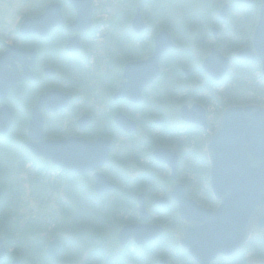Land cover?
Masks as SVG:
<instances>
[{"label": "flooded vegetation", "instance_id": "flooded-vegetation-1", "mask_svg": "<svg viewBox=\"0 0 264 264\" xmlns=\"http://www.w3.org/2000/svg\"><path fill=\"white\" fill-rule=\"evenodd\" d=\"M53 2L61 4L65 23L46 37L34 38L50 58L36 61L35 78L21 82L20 99L11 91L12 129L21 125L22 144L16 146L23 149L24 166H29L25 171L11 169V180L19 183V173L24 181L21 173L28 169L35 199L41 201L45 194L58 204L49 207L47 200L39 213L19 215L20 226L5 242L7 254L0 264H69L79 258L81 264H195L179 245L180 239L173 241L178 204L171 191L177 183H191L192 193L209 194L208 206H203H219L214 196L210 198L209 177L184 175L183 165L190 156L186 151L194 152L195 163L207 165L202 157L206 142L223 112L257 105L264 97L261 62L234 57L253 43L260 0H92L90 24L74 32L68 25L77 20V9L67 0ZM111 10L121 22L119 30L110 28L103 17ZM163 34L167 42L159 53ZM71 38H78L80 45L75 53L66 48ZM212 55L221 66L212 69L216 78L206 69ZM134 62L139 66L131 69ZM140 72L146 73L140 76ZM53 90L64 94L58 96L67 103L58 110H41L42 138L35 139L30 134L33 110L41 95ZM70 139L86 144L109 140V159L98 170L73 172L35 154L27 144ZM159 147L177 155L175 177L166 156L155 157ZM97 173L113 184L112 190L96 192ZM161 199L169 201L161 204ZM142 217L149 226H162L161 236L121 239L120 230L143 224ZM78 223L83 224L82 233ZM107 223L114 224L111 238H105ZM83 252H88L84 258ZM245 254L241 251L211 264H242Z\"/></svg>", "mask_w": 264, "mask_h": 264}, {"label": "water", "instance_id": "water-1", "mask_svg": "<svg viewBox=\"0 0 264 264\" xmlns=\"http://www.w3.org/2000/svg\"><path fill=\"white\" fill-rule=\"evenodd\" d=\"M78 11L77 20L68 26L69 31H80V26L90 22L91 0H67ZM245 1V0H238ZM64 23L60 4L47 7L45 12L34 18H26L20 26L23 35L37 34L42 37L49 35L56 26ZM90 24V23H89ZM167 35H160L159 46H165ZM77 43V44H76ZM78 38H71L67 49H78ZM254 46L256 53L250 48L241 51L237 57L242 59H257L264 66V1L261 8L260 23L255 34ZM36 52L10 46L0 56V99L6 101L8 94L14 90L15 97L22 96L19 83L26 78H32L31 68L35 65ZM17 64H21V73ZM213 66H209L212 65ZM221 69L212 55L206 62V69L214 76L212 69ZM212 71V72H211ZM264 73V67H263ZM64 100L58 94L51 92L41 95L33 110L30 134L35 139L42 138V114L39 103L48 110H58ZM12 114L5 103L0 109V133L5 134L11 127ZM110 141L99 140L95 143H84L83 140L61 142L28 143L35 154L44 155L55 164L73 172L98 170L108 160ZM209 152L212 165V189L217 199L222 201L216 212L199 207L186 197L185 192H175V199L180 204V215L192 223L185 229L183 242L200 264L210 262L221 255L232 256L246 243L250 231L257 227L264 229V107L249 106L236 110H227L220 122L217 133L209 141ZM80 149V150H79ZM95 159L88 167L78 164V159ZM173 161V169L177 166ZM98 193H104L113 188L105 176L97 173ZM111 185V187L109 186ZM3 191L0 188V200ZM173 198V192L171 193ZM146 211H142L145 217ZM144 217H142L144 219ZM146 230H150L148 235ZM160 234L159 227L145 228L141 225L124 227L119 236L121 239L134 238L142 240L146 236L154 237ZM186 244V245H185ZM6 254L4 239L0 237V259Z\"/></svg>", "mask_w": 264, "mask_h": 264}, {"label": "rangeland", "instance_id": "rangeland-1", "mask_svg": "<svg viewBox=\"0 0 264 264\" xmlns=\"http://www.w3.org/2000/svg\"><path fill=\"white\" fill-rule=\"evenodd\" d=\"M97 2V1H95ZM50 2V0H0V40H2V42H0V50H5L6 49V45H10V44H16L17 41V35L15 34V31L17 30V26L21 24L22 19H24L25 17L28 16H32L34 13L35 15L37 14L38 8L41 7L42 9H44V7L46 5H48ZM101 9H103V6L101 5ZM16 29V30H15ZM3 34V35H1ZM259 83H262V81H260L259 79ZM5 146L7 148V150H5V152L1 151V147ZM20 147L16 148L14 147L13 144H8V145H0V156H4V160L6 162H10L11 163V159L18 161L20 163L23 164V162L21 161V153H20ZM27 166V165H26ZM29 166L25 167L28 168ZM28 169L26 172H23L21 174H23L25 180L22 181V175H20L18 173L17 178L20 180V185L22 186V191L24 192V194L22 196H20V198H18L15 201V208H13L11 211H7L6 214V218H5V222H8L9 227L11 228V230L15 229L18 225V221L20 219L19 215H26L30 212H36L39 213V211L41 210V205H45V201L43 200V202L41 203V201H39L38 199H35V195L33 196L30 192L33 190L30 184V180L28 179L30 176L29 174H27ZM10 174V173H9ZM12 174V173H11ZM12 175H9V180H11ZM205 176V175H204ZM7 177V176H6ZM201 189L204 190L205 187L204 185L201 186ZM48 191L51 193L52 191L50 189H48ZM14 193V195H19L18 193V189L12 191ZM16 192V193H15ZM18 193V194H17ZM39 193L41 192V187L39 190ZM53 193V192H52ZM199 197H202L203 194L198 195ZM55 202L54 200L51 199V201L49 202V207H55ZM19 217V218H17ZM15 218L16 222H15ZM8 220V221H7ZM114 224H109L107 223L106 225V229H105V238H111L114 232L115 228H113ZM78 226L80 228L81 233L83 232V224L78 223ZM90 224H85L84 227L88 230L90 229ZM79 231V232H80ZM178 233V237L181 235V233L179 231H177ZM79 235V239L80 241H82L84 239V237L82 236L80 238ZM261 245L263 246L262 248L264 249V234L261 237V240H259ZM88 242V241H87ZM261 253V252H260ZM88 254V252H83V258L84 256L86 257V255ZM259 253H254L252 255L247 254V259L246 262L248 261L249 264H264V252L262 253V255H258ZM255 257V258H254ZM82 258V259H83ZM80 258L77 260L79 261ZM75 260H70L69 264H81L80 262H77ZM67 264V263H66Z\"/></svg>", "mask_w": 264, "mask_h": 264}, {"label": "bare ground", "instance_id": "bare-ground-1", "mask_svg": "<svg viewBox=\"0 0 264 264\" xmlns=\"http://www.w3.org/2000/svg\"><path fill=\"white\" fill-rule=\"evenodd\" d=\"M53 4H56V3H52V4H50V5H53ZM60 9H61V13H62V18H63V21H64V23H65V18H64V16H63V11H62V8H61V5H60ZM112 11V13L111 14H109V13H106V12H103V14H105L103 17L105 18H107L108 19V22H107V24H108V26L110 27V28H112V29H116V30H119L120 29V27L122 26L121 25V22H120V20L118 19V17H117V15L115 14V12H113V10H111ZM110 11V12H111ZM110 20V21H109ZM75 22V21H74ZM74 22H72V23H74ZM136 22V21H135ZM63 23V24H64ZM72 23H70L69 25H71ZM87 24L88 23H86L85 24V26H87ZM60 26V25H59ZM17 28V30L15 31V34L17 35V38H16V41L18 42V44L21 46V47H24V46H26L27 44H26V42L23 40V38H21V36H20V33L18 32V26L16 27ZM0 42H2V40H0ZM32 45H34L35 46V48H36V60H35V64H36V61H40L41 63H43L46 59H48L49 60V58H50V54L49 53H46L44 50H43V48L40 46V42L39 41H37V42H33L32 41ZM9 45H6V48L7 49H9ZM67 48V47H66ZM80 48V46L78 47V49ZM163 46H157V49L159 50V53H161L162 51H163ZM68 50V49H67ZM69 51V50H68ZM77 51V49L74 51V53ZM69 52H71V51H69ZM136 65H138L139 66V63H137V62H134L132 65H131V69H133ZM17 68H18V70L21 72V73H24V69H23V67H22V65L21 64H17ZM140 68H141V65H140ZM50 70V68L48 69V71ZM31 72H32V70H31ZM144 73H146V72H140V76H144ZM19 87L20 88H22V90H24L23 89V87L21 86V84L19 83ZM53 92L54 93H56V94H62L61 92H59V91H54L53 90ZM62 95H64V94H62ZM67 102H65V104H66ZM64 104V105H65ZM39 107H40V109L41 110H43V109H47V107L44 105V104H41V103H39ZM14 128V127H13ZM65 141H69V140H65ZM44 142H48L47 140L46 141H44ZM50 142H61V140H51ZM166 156V160H167V163L168 164H173V152L172 151H170L169 149H167L166 147H159V150H157V153H156V155H155V157L158 159V160H162L161 159V156ZM80 162H86L87 164H85L86 166H88V165H90V166H92V164H94L95 163V165H96V162H95V159L93 160V159H81V158H79L78 159ZM13 166H14V164L13 163H10V162H6L5 160H4V156H0V170H4V171H6V170H11V169H13ZM90 166H88V167H90ZM4 196H2V198H1V200H0V211H11V191L9 192V193H5L4 192V194H3ZM7 195H10L9 197L7 196ZM42 198H43V200L47 203V200H48V202H50L51 201V198H48L47 199V197H46V195L44 194V196H42ZM42 198L40 199L41 200V203L43 202V200H42ZM52 198H53V195H52ZM71 198V197H70ZM69 198V199H70ZM55 204L57 205L58 204V200H56L55 199ZM82 202V200L80 201V203ZM56 205H55V207L54 208H56ZM158 250H160L161 251V248L159 247L158 248Z\"/></svg>", "mask_w": 264, "mask_h": 264}, {"label": "trees", "instance_id": "trees-1", "mask_svg": "<svg viewBox=\"0 0 264 264\" xmlns=\"http://www.w3.org/2000/svg\"><path fill=\"white\" fill-rule=\"evenodd\" d=\"M23 40L27 44L24 47H35L34 45H32V40L24 39V38H23ZM6 141L8 142V140H6ZM105 212H112V211H104V213ZM115 212H118V211H115ZM6 214H7V211H0V234L5 236L7 241L9 242V241H11L12 236H11V228L9 227L8 222H5Z\"/></svg>", "mask_w": 264, "mask_h": 264}]
</instances>
